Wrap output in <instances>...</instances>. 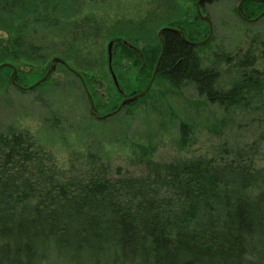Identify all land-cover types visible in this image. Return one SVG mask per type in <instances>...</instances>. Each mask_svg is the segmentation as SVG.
<instances>
[{"label": "trees", "instance_id": "obj_1", "mask_svg": "<svg viewBox=\"0 0 264 264\" xmlns=\"http://www.w3.org/2000/svg\"><path fill=\"white\" fill-rule=\"evenodd\" d=\"M67 1L0 0V13L22 12L34 4L35 22L60 24ZM243 2L239 15L246 22L264 13V2ZM69 21L77 45L78 37L97 30L89 18ZM24 28L23 23L10 40H0V78L9 84L10 65L22 60L24 49L33 55L42 50L35 44L25 47ZM164 28L180 29L197 43L186 23ZM184 37L165 29L164 44L160 39L140 51L122 40L114 43L150 77L145 89L131 96L153 82L144 97L117 114L149 98L157 80H167L176 90L191 84L199 98L221 112L208 129L212 141L205 150L190 151L198 135L181 120L177 146L183 153L177 158L156 161L155 147L137 144L129 158L132 170L114 167L86 144L83 151L68 146V120L59 111L49 118V128L70 148L64 165L29 131L10 128L0 134V264H264V32L252 35L237 53L219 47L209 55L202 52L207 44L193 46ZM67 71L90 107L80 78ZM80 74L98 112L104 104L92 86L97 81ZM51 75L34 89L45 86ZM15 77L14 85L26 91L19 70ZM121 102L107 106L101 117ZM115 115L90 117L103 123Z\"/></svg>", "mask_w": 264, "mask_h": 264}, {"label": "rangeland", "instance_id": "obj_2", "mask_svg": "<svg viewBox=\"0 0 264 264\" xmlns=\"http://www.w3.org/2000/svg\"><path fill=\"white\" fill-rule=\"evenodd\" d=\"M198 1L79 0L74 5L68 0L61 11L62 22H52L50 25L34 21V4L22 12H12L10 15L0 13V40H10L24 23L22 34L25 35V47L26 44L42 47L39 55L29 54L32 52L24 49L22 60L12 62L14 67H18L17 72L19 70L26 91L0 78V134H6L10 128L29 131L36 142L51 150L64 165L68 159L69 144L81 151L86 144L92 150L100 151L114 167L132 170L129 158L134 155L137 144L155 147L153 158L156 161L169 162L181 155L183 152L177 146V127L184 120L193 125L198 135V142L190 151L202 153L208 142L212 141L208 129L221 112L199 98L191 84L176 90L167 80H157L149 98L103 123L91 120L89 103L81 96L82 87L64 64L57 63L51 80L45 86L29 89L51 68L52 60L60 57L69 62L77 73L88 74L97 81L92 86L100 95L98 103L104 106L98 112L94 111L102 116L108 107L118 105L122 100L109 69L108 47L112 41L122 40L129 48L140 51L159 43L158 34L164 26L181 21L186 23L197 42H206L202 52L209 55L219 47L237 53L247 47L252 35L264 32V17L246 22L237 12L241 4L237 0L203 3L202 15L209 17L210 22L197 18ZM81 18L92 20L98 31L81 35L77 45L72 41L69 20ZM135 40L136 43L133 42ZM112 51L113 73L123 97H132L134 92L144 90L150 79L148 73L143 75V67L136 65L120 50L117 52L116 47ZM142 61L146 63L145 57H142ZM55 82L58 85L54 86ZM59 111L68 120L65 127L69 147L57 132L49 128V118Z\"/></svg>", "mask_w": 264, "mask_h": 264}, {"label": "water", "instance_id": "obj_3", "mask_svg": "<svg viewBox=\"0 0 264 264\" xmlns=\"http://www.w3.org/2000/svg\"><path fill=\"white\" fill-rule=\"evenodd\" d=\"M210 1H211V0H199V1L196 3V4H197V15H199V18L202 19V20H205V21H209V22H210L209 17L206 18V17H204V16L202 15V12H201V5H202L203 3L210 2ZM243 1H244V0H243ZM243 1H242L241 4L239 5L238 11H237L239 14H241V13H240V10H241V7H242V5H243V3H244ZM254 1H257V2H259V3L264 2V0H254ZM262 17H264V13H262L261 16H259L258 18H255V19H252V20H253V21H256V20L261 19ZM165 29H170V30H173V31H177V32L180 33V35H182V37H184V35H183V31H181L180 29H177V28H175V29H173V28H164V30H165ZM164 30H161V31L159 32V34H158V37L161 39L162 44H164V39L162 38V33L164 32ZM184 40L187 41V42H189V43H190L191 45H193V46H197V44H205V43H206V42H202V43L197 42V43H195V42H192V41L188 40L186 37H184ZM113 45H114V41H112V42L110 43L109 47H108V51H109V59H108V62H109V69H110V73H112L113 80H114V84H116L117 89H118L119 92L123 95V93L120 91V85L118 84L117 77H116L115 73H113V62H112V59H113V51H112ZM160 58H161V57H160ZM159 60H160V59H159ZM160 61H161V60H160ZM160 61L158 62V65H159ZM57 63L64 64V65H65V66H66L71 72H73L75 75H77V76L80 78L82 84H83L84 87H85V90H86L87 96H89V98H90L91 113H93V115H94L95 117L102 118V119H103L104 117H113L115 114H117V113H119L120 111H122V109L124 108V106H126L127 104H129V103H133V102H135V100H138V99L144 97L145 94H146V92L149 90L151 84L153 83V82H152V83L150 84V86H149L144 92H142V93H140V94H136V95H134V96H132V97H126V98L124 99V101L121 102L120 107H119L116 111H113L112 113L106 114V115H104L103 117H101V116H98V115L95 113V111H94V110H95V107H96V106L94 105V99H93V96H91V94H90V92H89V90H88V87H87V85H86V83H85V80H84L82 74L77 73L72 67H70L69 64H66V62H65L63 59H61L60 57H57V58L53 59L52 62H51V65H52V66H51V68L47 71V74L45 75V77L42 78L41 80H39L38 82H36V84L30 86L29 88H30V89H34V88H36L37 85H39V84L45 82V81L47 80V78L49 77V75L52 74V73L54 72V70L56 69V67H57ZM158 65H157V67H158ZM10 66L13 68V74H12V76H11V78H12V84H13V85H14V84L18 85V84H17V81H16V77H15V76L17 75V68H16V67H13L12 65H10ZM157 67H156V69H155V74H154L153 79L155 78V76H156V74H157V71H156V70H157ZM1 68H3V67L0 66V69H1Z\"/></svg>", "mask_w": 264, "mask_h": 264}]
</instances>
